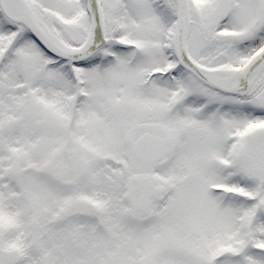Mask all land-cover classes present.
<instances>
[{
    "label": "snow or ice",
    "instance_id": "1",
    "mask_svg": "<svg viewBox=\"0 0 264 264\" xmlns=\"http://www.w3.org/2000/svg\"><path fill=\"white\" fill-rule=\"evenodd\" d=\"M0 264H264V0H0Z\"/></svg>",
    "mask_w": 264,
    "mask_h": 264
}]
</instances>
